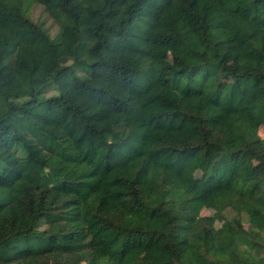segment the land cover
<instances>
[{"label":"trees","instance_id":"obj_1","mask_svg":"<svg viewBox=\"0 0 264 264\" xmlns=\"http://www.w3.org/2000/svg\"><path fill=\"white\" fill-rule=\"evenodd\" d=\"M29 1L60 32L0 0V264H264V0Z\"/></svg>","mask_w":264,"mask_h":264},{"label":"rangeland","instance_id":"obj_2","mask_svg":"<svg viewBox=\"0 0 264 264\" xmlns=\"http://www.w3.org/2000/svg\"><path fill=\"white\" fill-rule=\"evenodd\" d=\"M5 1H10V2H16V0H5ZM22 6V9L27 17H29L31 20L36 22L37 24L41 25L48 33V35L53 39L56 40V38L59 35L60 32V27L58 21H56L49 12H47L43 6L29 1V0H19ZM59 38V37H58ZM151 53L153 56L163 59V60H170V54L168 51H166L164 48L161 47H153L151 50ZM236 56L232 53L226 55V59L228 63H233L235 61ZM227 87L230 89L232 86V81L231 80H226L225 81ZM49 95V94H48ZM258 136L261 139H264V127H260L258 130ZM245 167H251L255 165L254 160H249L245 159ZM206 175L201 172L197 171L195 172L189 180V186L192 189H197L204 181ZM221 212V209L214 203L210 202L204 208L201 210L200 215L201 216H213L215 214H219ZM228 213V212H227ZM226 218L222 217L216 220L215 226L217 228H223L226 227ZM241 220V225L242 229L249 233L250 235H254L255 232L257 231L252 228L249 224L248 217L245 213H242L240 216ZM143 252L139 250H135L129 254L127 257L125 264H137L138 261L141 259L143 256ZM172 256L169 253L165 252H157V253H151L148 255V260L149 261H166L169 264H176L172 260ZM107 260L104 258L94 260V261H88V262H83L81 264H106Z\"/></svg>","mask_w":264,"mask_h":264}]
</instances>
